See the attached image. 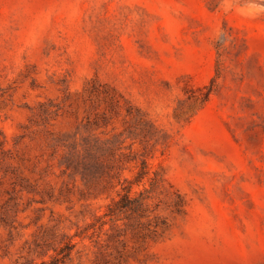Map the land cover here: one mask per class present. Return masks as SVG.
<instances>
[{
    "label": "rangeland",
    "instance_id": "rangeland-1",
    "mask_svg": "<svg viewBox=\"0 0 264 264\" xmlns=\"http://www.w3.org/2000/svg\"><path fill=\"white\" fill-rule=\"evenodd\" d=\"M0 264H264V0H0Z\"/></svg>",
    "mask_w": 264,
    "mask_h": 264
},
{
    "label": "trees",
    "instance_id": "trees-1",
    "mask_svg": "<svg viewBox=\"0 0 264 264\" xmlns=\"http://www.w3.org/2000/svg\"><path fill=\"white\" fill-rule=\"evenodd\" d=\"M130 191H131V186H129V188H125V186H123V193L121 194V196H119L118 200L112 201L111 204L116 205L117 208H128V207H130V205H132L131 201L133 199V198L129 197ZM108 210H109V212L113 211L111 205L108 206Z\"/></svg>",
    "mask_w": 264,
    "mask_h": 264
}]
</instances>
